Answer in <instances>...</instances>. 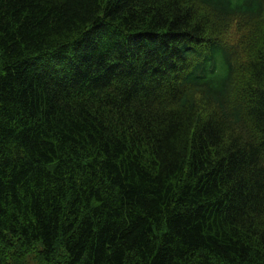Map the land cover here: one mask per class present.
I'll list each match as a JSON object with an SVG mask.
<instances>
[{
  "label": "trees",
  "instance_id": "obj_1",
  "mask_svg": "<svg viewBox=\"0 0 264 264\" xmlns=\"http://www.w3.org/2000/svg\"><path fill=\"white\" fill-rule=\"evenodd\" d=\"M0 264H264V0H0Z\"/></svg>",
  "mask_w": 264,
  "mask_h": 264
}]
</instances>
